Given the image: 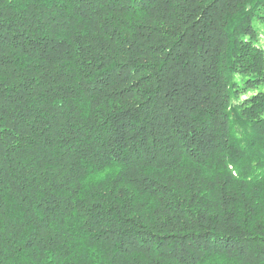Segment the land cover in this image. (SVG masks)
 Masks as SVG:
<instances>
[{
  "label": "trees",
  "instance_id": "trees-1",
  "mask_svg": "<svg viewBox=\"0 0 264 264\" xmlns=\"http://www.w3.org/2000/svg\"><path fill=\"white\" fill-rule=\"evenodd\" d=\"M264 0H0V264H264Z\"/></svg>",
  "mask_w": 264,
  "mask_h": 264
},
{
  "label": "rangeland",
  "instance_id": "rangeland-1",
  "mask_svg": "<svg viewBox=\"0 0 264 264\" xmlns=\"http://www.w3.org/2000/svg\"><path fill=\"white\" fill-rule=\"evenodd\" d=\"M261 43L264 46V37L261 38Z\"/></svg>",
  "mask_w": 264,
  "mask_h": 264
}]
</instances>
